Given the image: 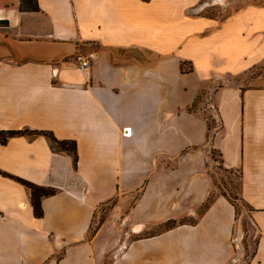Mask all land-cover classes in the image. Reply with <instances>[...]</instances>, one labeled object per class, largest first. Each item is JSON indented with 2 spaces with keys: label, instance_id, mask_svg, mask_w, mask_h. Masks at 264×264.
<instances>
[{
  "label": "crops",
  "instance_id": "crops-1",
  "mask_svg": "<svg viewBox=\"0 0 264 264\" xmlns=\"http://www.w3.org/2000/svg\"><path fill=\"white\" fill-rule=\"evenodd\" d=\"M22 1L0 0V134L29 132L0 143V264H230L236 207L220 196L199 213L214 189L211 150L240 171L258 233L247 264H264V77L244 80L264 64V0ZM202 92L220 124L211 142ZM35 132L75 142L77 164ZM2 173L55 191L41 218ZM112 200L111 218L135 230L194 223L112 259L111 218L89 238Z\"/></svg>",
  "mask_w": 264,
  "mask_h": 264
},
{
  "label": "rangeland",
  "instance_id": "rangeland-1",
  "mask_svg": "<svg viewBox=\"0 0 264 264\" xmlns=\"http://www.w3.org/2000/svg\"><path fill=\"white\" fill-rule=\"evenodd\" d=\"M210 1L211 0H206L207 3H209ZM213 2L215 1L213 0ZM207 14L210 16H215V14H217L215 11V6L211 5V7L208 8ZM252 73L253 74H248V76L244 79L246 84L248 83V80H250L254 76L264 77V64L260 66L257 70H254V72ZM212 103H213L212 93L210 94L208 92L207 93L202 92L198 100V105L203 115L207 117L206 119H208V124L211 128L210 138H209L210 142L213 141L214 138H216L220 128L219 121L215 118L214 112H212L213 109H211ZM209 157H210V164L208 165L210 167L212 166L211 168H209V173L211 174L214 180V189L210 196L212 203L217 197L223 196L229 199V201L236 207V224L234 225L231 242H230L231 247L233 249V257L230 264H247L253 259L256 253L258 233L249 220L248 217L249 208L246 206V204L242 201L240 197V192H241L240 171L225 169L221 164L220 154L216 150H211ZM136 199H137V195H134L128 202L126 209L127 214L129 213V209L133 205ZM116 203H117L116 200H112L98 210V214H96L90 232L96 229L98 230V228L102 226V224H104L111 218ZM208 206H209V202L206 203V206L204 208L203 207L201 208L199 213L200 214L204 213L205 208H207ZM110 222L114 226L116 225L117 227L121 228L120 229L121 243L118 249L114 251L111 257L112 259H115L124 255L126 249L134 241L147 240L154 237L155 238L160 237L162 234L172 229H175L179 224L182 225L185 222L194 223V219L190 218V219L180 220L179 222L175 221L176 223L174 224V226L173 225L166 226L165 223L163 225L153 227L148 231L146 230L142 231L139 229L135 230L133 228V225L129 223L128 219H126V216L124 215L122 216L121 219L118 217L111 218ZM181 256L182 253L180 251H173L172 254L170 253V255L167 256V258L169 257V258L178 259ZM110 261L111 260L108 259L106 261V264H108Z\"/></svg>",
  "mask_w": 264,
  "mask_h": 264
},
{
  "label": "trees",
  "instance_id": "trees-1",
  "mask_svg": "<svg viewBox=\"0 0 264 264\" xmlns=\"http://www.w3.org/2000/svg\"><path fill=\"white\" fill-rule=\"evenodd\" d=\"M21 9H28L30 11H37L38 8L36 6V1L35 0H23L22 4H21ZM4 23V22H0ZM196 104H198V102H196ZM210 126L208 124V139L210 138ZM29 132H24V131H9V132H1L0 134V143L2 145H6L9 138L15 137V136H22V135H27ZM34 134L37 135H44L46 137H48L50 139V142L52 144V147L54 150L60 151V152H66L69 153L70 155H72L74 157L75 163L77 164L78 162V156H77V145L75 142H66V141H59L57 140L52 133L50 132H35ZM1 173V172H0ZM4 176L6 177H10L12 179H14L15 181L19 182L20 184L24 185L25 187H27L32 194V205L34 208V213L35 216L38 218H41L43 216V211H42V206H41V200L44 197H51L55 195V191L53 189H49V188H44V187H40L37 185H34L30 182H27L25 180L19 179V178H15V177H11L8 176L4 173H2ZM209 202V206L207 208H205V211L210 207V204L212 203L211 199L209 198L207 203ZM206 206V204L203 206V208ZM175 221H169L166 223L167 225H173L175 224ZM172 228V227H171ZM169 228V229H171ZM97 232L96 230H93L90 232L89 238H93L95 236Z\"/></svg>",
  "mask_w": 264,
  "mask_h": 264
},
{
  "label": "built area",
  "instance_id": "built-area-1",
  "mask_svg": "<svg viewBox=\"0 0 264 264\" xmlns=\"http://www.w3.org/2000/svg\"><path fill=\"white\" fill-rule=\"evenodd\" d=\"M92 59H93V55H89L88 57L85 58H83L82 56H78L77 60L79 61L80 69L86 70L89 67Z\"/></svg>",
  "mask_w": 264,
  "mask_h": 264
},
{
  "label": "bare ground",
  "instance_id": "bare-ground-1",
  "mask_svg": "<svg viewBox=\"0 0 264 264\" xmlns=\"http://www.w3.org/2000/svg\"><path fill=\"white\" fill-rule=\"evenodd\" d=\"M214 3H219V2H223L224 0H214Z\"/></svg>",
  "mask_w": 264,
  "mask_h": 264
}]
</instances>
